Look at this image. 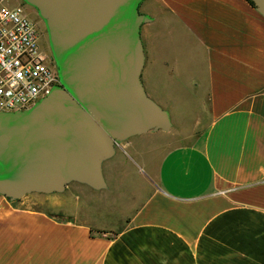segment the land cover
<instances>
[{
  "label": "crops",
  "instance_id": "crops-1",
  "mask_svg": "<svg viewBox=\"0 0 264 264\" xmlns=\"http://www.w3.org/2000/svg\"><path fill=\"white\" fill-rule=\"evenodd\" d=\"M138 10L141 82L170 129L118 142L102 189L71 181L41 210L0 194V264H264V16L247 0Z\"/></svg>",
  "mask_w": 264,
  "mask_h": 264
},
{
  "label": "water",
  "instance_id": "water-1",
  "mask_svg": "<svg viewBox=\"0 0 264 264\" xmlns=\"http://www.w3.org/2000/svg\"><path fill=\"white\" fill-rule=\"evenodd\" d=\"M22 1L45 22L59 84L27 111H0V194L102 189L118 142L171 126L140 78L142 0ZM251 1L264 16V0Z\"/></svg>",
  "mask_w": 264,
  "mask_h": 264
},
{
  "label": "built area",
  "instance_id": "built-area-1",
  "mask_svg": "<svg viewBox=\"0 0 264 264\" xmlns=\"http://www.w3.org/2000/svg\"><path fill=\"white\" fill-rule=\"evenodd\" d=\"M59 84L40 49V31L24 6L0 0V111L24 112Z\"/></svg>",
  "mask_w": 264,
  "mask_h": 264
},
{
  "label": "rangeland",
  "instance_id": "rangeland-1",
  "mask_svg": "<svg viewBox=\"0 0 264 264\" xmlns=\"http://www.w3.org/2000/svg\"><path fill=\"white\" fill-rule=\"evenodd\" d=\"M25 9H26V11L29 13V15H30V17L34 20V21H37V20H39V24H41L42 25V27H44L45 28V30H46V25H45V22H44V20L43 19H41L39 16H38V14H37V12H36V10L33 8V7H31V6H29V5H25V7H24ZM47 31V30H46ZM48 34V33H47ZM105 167V163H104V161H103V168ZM132 169H135V167H132ZM56 195V194H55ZM46 197V194H41V193H30V194H26L25 196H23V197H21V198H19V199H8V202H9V204L11 205V207H13V201H18V202H20V201H22L23 199H24V204H22L24 207H27V208H30V209H34V210H41V209H43L45 206H43V199ZM55 197V196H54ZM25 199H28V200H25ZM95 211H98V210H95V209H93L92 210V213H94V216L97 218V219H99V220H102V221H106V219H108V218H113L112 220L113 221H115L116 223H117V221H116V217L119 215V213H118V211H115V210H113L114 211V216H110L109 214H108V212H106V213H104V216L103 217H101V216H99V214L98 213H96ZM113 213V212H112ZM116 216V217H115ZM117 226H119L118 224L116 225V227Z\"/></svg>",
  "mask_w": 264,
  "mask_h": 264
},
{
  "label": "flooded vegetation",
  "instance_id": "flooded-vegetation-1",
  "mask_svg": "<svg viewBox=\"0 0 264 264\" xmlns=\"http://www.w3.org/2000/svg\"><path fill=\"white\" fill-rule=\"evenodd\" d=\"M19 4L24 6L26 5V3L22 0H19ZM37 23V26L39 28L40 31V49L42 54L44 55L46 61L51 65L57 68L56 66V62L54 60L51 48H50V44H49V38H48V34L47 31L45 30L44 27H42L41 24H39V20L35 21Z\"/></svg>",
  "mask_w": 264,
  "mask_h": 264
},
{
  "label": "trees",
  "instance_id": "trees-1",
  "mask_svg": "<svg viewBox=\"0 0 264 264\" xmlns=\"http://www.w3.org/2000/svg\"><path fill=\"white\" fill-rule=\"evenodd\" d=\"M247 2L251 5L254 6L253 2L251 0H247Z\"/></svg>",
  "mask_w": 264,
  "mask_h": 264
}]
</instances>
